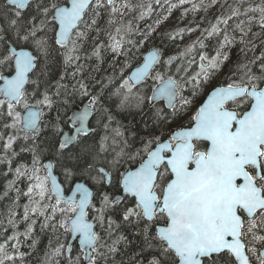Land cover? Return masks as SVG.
<instances>
[{"label":"snow or ice","instance_id":"obj_1","mask_svg":"<svg viewBox=\"0 0 264 264\" xmlns=\"http://www.w3.org/2000/svg\"><path fill=\"white\" fill-rule=\"evenodd\" d=\"M188 2L179 0V5ZM176 7L170 3L168 13ZM197 8L192 5V11ZM0 9V164L9 165L13 174L0 199L16 193L7 217L13 231L0 243V264H25L27 253L21 246L30 239L31 247L36 246L32 237L37 224L66 237V243L58 242L50 255L46 253L43 264H51L52 257H62L65 251L70 254L74 247L77 255H69L65 264H251L248 253L264 264V251L257 255V249L246 243L249 235L252 241L264 242L259 234L264 232V51L239 66V79L229 77L226 85L214 87L186 125L170 132L166 140L164 133L142 137L137 147L120 126L112 127L114 117L104 103L108 85L93 94L83 73L107 50L125 56L124 67H131L126 45L135 47L127 39L133 28L124 17L139 9L138 18L143 19L151 14L152 5L131 0H0ZM229 11L207 30L209 37L223 35V40L216 55L200 54V71L191 77L193 96L219 71L228 59L222 50L236 40L220 25L247 17L235 25L241 43L254 21L264 30V3L243 11L239 5L229 6ZM184 32L180 28L175 35ZM101 35L107 36V44ZM192 50L189 45L180 57L167 60L152 52L129 75L121 69L119 86L109 99L115 97L119 109L142 111L148 104L155 121L166 122L163 109L155 105L162 100L175 117L192 101L171 75L153 71ZM55 54L62 57L65 72L52 84L42 77ZM180 71L185 69L177 67ZM69 75L75 80L71 91L63 83ZM149 80L155 83L149 86ZM145 87H151V95ZM76 93L87 103L71 115L58 112L54 123L45 119L57 97ZM101 126L105 134L88 143ZM49 127L55 139L42 148L37 141ZM20 139L31 144L21 149L32 153L31 162L12 168L17 155L13 146ZM21 179L27 182L26 189L16 187ZM20 197L26 203L18 218L14 207H19ZM128 226L138 229L139 248L117 262V255L127 254L121 246L131 244L122 231Z\"/></svg>","mask_w":264,"mask_h":264},{"label":"trees","instance_id":"obj_2","mask_svg":"<svg viewBox=\"0 0 264 264\" xmlns=\"http://www.w3.org/2000/svg\"><path fill=\"white\" fill-rule=\"evenodd\" d=\"M131 2L133 4L143 3L145 5L150 3L153 8V12H151L150 15L145 16L143 19L138 18L139 9L129 12L124 17V22L128 23L131 21L133 28V32L127 36V39L132 40L136 46L133 47V45H126V48L130 50L128 60L131 67H124L125 56H114L110 50H107L104 52L103 59L100 62H97L94 59L89 62L93 67L85 71L83 76L88 77L85 82L89 84L90 90H92L93 94L100 90L102 84L108 85L105 89L104 103L105 106L110 108L111 114L114 117L112 127L115 128L120 126L121 131L124 132L125 136L128 137L129 140L135 141L136 146L139 147V141L142 137L164 133L163 139L166 140L170 132L176 130L182 125H186L190 116L200 106L207 94L214 87L226 85L229 77L232 79H239V66L248 63L249 60L254 59L256 56L260 55L261 51H264V30H262L255 21L250 26L251 32L245 38L244 43L240 42L241 34L235 29V25L239 23L241 19L246 21L247 17L241 16L238 19L234 18L227 26L220 25L221 29L227 27L228 34L230 36L235 35L236 40L231 45L225 46L222 50L223 53L227 55L228 59L224 61L219 71H217L206 83L202 84L201 87L197 88L196 95L193 96L195 81H192L191 77L200 71V54H206L208 57L216 55L219 43L223 40V35L211 36V38L207 35V30L209 29L210 24L216 23L217 17L229 15V6L235 7L239 5L241 11H243V8L249 6L254 7L258 4L264 3V0H242V3L241 0H216L215 4L212 3V0H189L188 3H185L182 6L179 5V0H160L159 4L156 3V0H131ZM170 3L178 5V7L172 10L171 14L167 11ZM193 4L198 6L196 11H192ZM0 11H2V9H0ZM165 16H167V19H163ZM106 19L107 17L105 16L101 20L102 25L105 24ZM157 20H161L162 22L156 24ZM244 27L247 29L249 25L246 23ZM180 28L185 29V32L182 35H175L176 30ZM188 29H192V31H188ZM168 34H173L175 38L169 39ZM100 40L105 44L108 43L107 36L101 35ZM198 41H202L203 47H201ZM189 45H192L193 47L190 55L173 60L171 64L164 67L157 65L158 68L156 67L153 72V75H155L156 71H160L164 73L165 76L171 75L174 77L182 85L183 96L192 101L190 105L180 110L175 117L171 115L172 110L167 109L163 103H157L155 105L157 109H163L162 114L165 115L166 122H157L153 115L154 109L148 104L144 105L142 111L136 108L119 109L115 106L117 103L116 98L112 97L109 99L110 93L115 91L119 86L121 69H123V75L127 76L136 66L142 63L144 55L153 49L159 53L161 60H167L169 57H180V53ZM253 45L255 46V51L251 50ZM85 47L90 50L91 40ZM189 61L195 62L189 63ZM177 67L185 69V71L177 72ZM44 72H46L47 75L42 77V79H46L49 83L54 84V81L58 80L60 75L65 72L62 57L59 54H55L47 63ZM68 72L70 73L71 69H68ZM109 77H115L111 83H108ZM63 83L68 84L69 91H71V84L75 83V80H72L69 75ZM154 83L155 82L152 80L147 81L149 86ZM31 90L32 88L29 87V92H31ZM143 90L148 95H151L152 93L151 87H145ZM40 91H43V86ZM65 100H67V103H65ZM56 101V104L51 110H46L47 116L45 117L47 121L53 123L56 120L58 112L64 113L67 111V114L71 115L74 108L82 106L87 102V98L81 97L79 93H76L67 97L61 95L56 98ZM176 107L177 109L180 108L179 98H177ZM66 118L67 117L65 116V119ZM65 130H67L66 125ZM104 134V129L101 126L98 129L97 134L93 137H89L87 142L92 143ZM5 135H7V133H5ZM54 139V132L51 127H49L39 137L37 143L40 144L42 148H46ZM25 146L30 147L31 144L29 141L23 139L13 146V150H15L17 155L14 158V163L11 165L12 168L17 164H27L31 162L32 153L21 150L22 147ZM0 154L2 155V153ZM8 168L9 165L0 164V197H3L6 185L13 179V174L8 171ZM5 172L8 174L5 175ZM26 184L27 182L21 179L17 181L16 187L26 189ZM102 190L109 192L113 191L111 188H105ZM15 199L16 193L14 191H10L8 197L0 199V219L3 220V226L0 227V243L6 239L7 235L12 234L13 230L7 227V217L8 210L10 207H13L12 201ZM17 203L19 204V207H14V210L19 218L22 216L23 204L26 203V198L20 197ZM23 229L24 224L21 223L19 225V230L23 231ZM122 231L128 236L131 244L126 248L121 246V252H126L127 254L117 255L114 258L117 262L121 259L126 260L132 252L138 250L140 244L139 239L135 234L138 229L133 226H128L122 229ZM32 239L37 241L35 247H31V239L21 246V251L27 253L25 264H43L46 260V253L50 255L52 249L57 247L58 242L66 243V237L63 234L60 232H54L51 228L41 230L39 224L34 227ZM69 255L75 258L77 255V249L74 247L70 254L65 251L62 257H52L51 264H57V261H59V264H65ZM17 264H19V261H17Z\"/></svg>","mask_w":264,"mask_h":264},{"label":"flooded vegetation","instance_id":"obj_3","mask_svg":"<svg viewBox=\"0 0 264 264\" xmlns=\"http://www.w3.org/2000/svg\"><path fill=\"white\" fill-rule=\"evenodd\" d=\"M260 235H264V232H261L259 233ZM246 243H250L251 246H254L255 249H257V252H259L261 249L264 248V242H255V241H252V237L251 235H249Z\"/></svg>","mask_w":264,"mask_h":264},{"label":"water","instance_id":"obj_4","mask_svg":"<svg viewBox=\"0 0 264 264\" xmlns=\"http://www.w3.org/2000/svg\"><path fill=\"white\" fill-rule=\"evenodd\" d=\"M152 52H156L157 53V51L156 50H152V51H150V52H148L145 56H147V55H149V54H151ZM158 54V53H157ZM159 55V54H158ZM144 56V57H145ZM207 98V97H206ZM158 102H164V101H162V100H157V101H155V104L156 103H158ZM165 104V103H164ZM80 107H78V108H76V109H74V110H77V109H79ZM167 109H171V108H168V107H166ZM264 251V250H263Z\"/></svg>","mask_w":264,"mask_h":264},{"label":"bare ground","instance_id":"obj_5","mask_svg":"<svg viewBox=\"0 0 264 264\" xmlns=\"http://www.w3.org/2000/svg\"><path fill=\"white\" fill-rule=\"evenodd\" d=\"M238 3H239V2H238ZM237 6H238V5H237ZM152 12H153V10H152ZM156 13H157V12H156ZM171 13H172V12H171ZM160 14H161V13H160ZM164 15H165V14H164ZM237 19H238V18H237ZM156 24H157V23H156ZM147 26H148V25H147ZM149 26H150V25H149ZM152 26H153V25H152ZM154 28H155V27H154ZM142 29H144V28H142ZM145 31H146V30H145ZM146 33H147V32H146ZM142 35H143V34H142ZM144 35H145V34H144ZM145 37H146V36H145ZM145 37H144V38H145ZM210 38H211V37H210ZM219 39H220V38H219ZM133 40H134V39H133ZM147 41H148V40H147ZM138 43H139V42H138ZM144 43H145V42H144ZM214 43H215V42H214ZM215 45H216V44H215ZM212 46H213V45H212ZM135 47H136V46H135ZM213 47H214V46H213ZM133 49H134V48H133ZM153 50H154V49H153ZM177 57H178V56H177ZM195 60H196V59H195ZM93 62H95V61H93ZM61 63H62V62H61ZM184 64H186V63H184ZM187 65H188V64H187ZM184 66H185V65H184ZM157 68H158V67H157ZM184 68H185V67H184ZM54 82H55V81H54ZM74 109H75V108H74ZM52 111H53V110H52ZM46 116H47V115H46ZM115 118H116V117H115ZM20 140H22V139H20ZM20 140H19V141H20ZM19 141H18V142H19ZM14 151H15V150H14ZM18 153H19V152H18ZM0 155H1V154H0Z\"/></svg>","mask_w":264,"mask_h":264},{"label":"rangeland","instance_id":"obj_6","mask_svg":"<svg viewBox=\"0 0 264 264\" xmlns=\"http://www.w3.org/2000/svg\"><path fill=\"white\" fill-rule=\"evenodd\" d=\"M253 257L255 258V256L253 255ZM255 262H257V260H256V258H255V260H254Z\"/></svg>","mask_w":264,"mask_h":264}]
</instances>
